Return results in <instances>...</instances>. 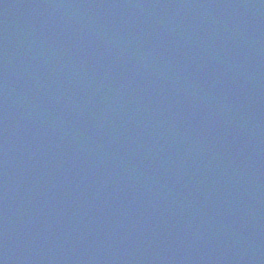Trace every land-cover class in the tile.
Masks as SVG:
<instances>
[{"label": "water", "instance_id": "obj_1", "mask_svg": "<svg viewBox=\"0 0 264 264\" xmlns=\"http://www.w3.org/2000/svg\"><path fill=\"white\" fill-rule=\"evenodd\" d=\"M0 264H264V0H0Z\"/></svg>", "mask_w": 264, "mask_h": 264}]
</instances>
